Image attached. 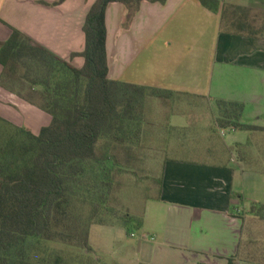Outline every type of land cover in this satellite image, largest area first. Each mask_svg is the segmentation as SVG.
Wrapping results in <instances>:
<instances>
[{
    "label": "crops",
    "instance_id": "obj_1",
    "mask_svg": "<svg viewBox=\"0 0 264 264\" xmlns=\"http://www.w3.org/2000/svg\"><path fill=\"white\" fill-rule=\"evenodd\" d=\"M57 1L0 0V43L18 29L81 68L85 59L72 54L85 49L84 24L96 0ZM219 1L264 11V0ZM126 16L127 7L120 2L107 7L111 79L212 101H238L245 104L241 122L264 127L263 118L252 119L257 109L252 103H264V39L221 31V13L199 0H145L129 25ZM3 70L0 63V122L38 134L52 116L4 86ZM262 111L255 114L264 116ZM232 132L237 134L229 142L211 148L222 149L223 158L216 152L210 162L167 158L161 193L146 203L140 236L122 224H93L90 248L79 254L78 263L229 264L232 259L233 264H264V238L253 231L259 220L251 210L248 218L239 214L242 198L235 179L242 169L225 154L243 145L258 147L261 138L256 137L264 131Z\"/></svg>",
    "mask_w": 264,
    "mask_h": 264
},
{
    "label": "trees",
    "instance_id": "obj_2",
    "mask_svg": "<svg viewBox=\"0 0 264 264\" xmlns=\"http://www.w3.org/2000/svg\"><path fill=\"white\" fill-rule=\"evenodd\" d=\"M143 1H95L84 24L85 49L72 54L85 59L81 68L18 29L0 43L1 83L52 116L38 134L0 122V264H60L58 257L38 254L51 241L89 249L91 226L107 225V201L117 178L137 157L132 144L142 136L148 97L167 102L181 95L109 77L107 7L124 4L129 25ZM199 1L221 13V31L264 39V11L258 24L253 8ZM217 104L220 128L264 131L241 122L244 103L218 100ZM159 183L160 195L162 178ZM255 207L251 212L264 221L260 207ZM142 224L143 216L128 214L122 223L129 232Z\"/></svg>",
    "mask_w": 264,
    "mask_h": 264
},
{
    "label": "rangeland",
    "instance_id": "obj_3",
    "mask_svg": "<svg viewBox=\"0 0 264 264\" xmlns=\"http://www.w3.org/2000/svg\"><path fill=\"white\" fill-rule=\"evenodd\" d=\"M262 11L252 14L258 24L263 18ZM254 106L257 109L253 110L255 115L252 117L253 121L264 119L261 114H255V111L259 112L260 109L264 113V103H252L253 109ZM250 111L251 107L247 113ZM145 116L142 136L138 142L132 144L138 149L137 157L119 174L116 188L107 201L104 220L108 225L122 224L127 214L130 217L142 218L147 201L159 195V180L163 162L167 158L178 157L210 162L214 161L212 155L214 152L223 158L225 155L222 149L214 151L211 148H218L221 142H229L232 135L237 134L228 131V128H224L226 132L222 133L221 128L216 124L219 116L217 101L210 99L175 95L164 102L160 98L150 96L146 101ZM176 125L186 127L180 128ZM262 136H254L257 139L261 138L258 147H251L249 144V147L243 145L232 154L225 151L226 157H233L234 164L242 169L237 173L235 190L239 193L238 197L242 198V210L239 214L245 218H248L247 213L255 204L254 209L260 207V213L264 215L262 208L264 207V135ZM89 213L88 211L87 214ZM258 223L260 224L253 226V231L257 237L264 238V223L260 221ZM133 231L137 237L140 236L139 229ZM84 250L86 249L78 245L51 241L45 243L38 254L58 257L60 264H79L78 256ZM260 250L262 253L264 248L261 247ZM263 256L264 253L260 258L262 263H264Z\"/></svg>",
    "mask_w": 264,
    "mask_h": 264
},
{
    "label": "built area",
    "instance_id": "obj_4",
    "mask_svg": "<svg viewBox=\"0 0 264 264\" xmlns=\"http://www.w3.org/2000/svg\"><path fill=\"white\" fill-rule=\"evenodd\" d=\"M221 130H222V133L223 132H226V130L224 129V128H221ZM235 129H233V128H228V131H234Z\"/></svg>",
    "mask_w": 264,
    "mask_h": 264
}]
</instances>
